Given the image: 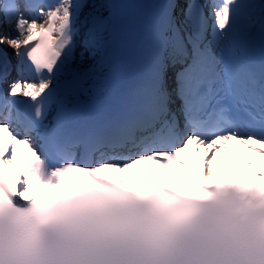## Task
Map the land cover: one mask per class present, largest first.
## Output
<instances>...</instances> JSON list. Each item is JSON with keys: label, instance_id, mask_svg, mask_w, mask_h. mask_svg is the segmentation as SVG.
I'll return each mask as SVG.
<instances>
[{"label": "bare ground", "instance_id": "bare-ground-1", "mask_svg": "<svg viewBox=\"0 0 264 264\" xmlns=\"http://www.w3.org/2000/svg\"><path fill=\"white\" fill-rule=\"evenodd\" d=\"M133 2H135L139 8H142L144 6L142 10H145V9L151 7L154 4L155 0H147V1H143V2H138L137 0H133ZM99 4H100V1H99ZM100 7L102 8L103 6L100 5ZM184 17H185L184 13L176 15V17H175L177 25H179L182 29L186 28V24L183 21ZM192 26L195 28V31L200 29V34H203V32H205L204 27L199 28L198 25L195 23H192ZM24 32H25L24 30H21L18 33H13L9 37L8 47L13 53H14L15 47L17 46V43L24 36ZM104 37H105V34H102V35H100L99 38H100V40H102V39H104ZM104 64H105L104 62L100 61V62L95 63L93 66L96 68H99L100 71H102V70H104V66H103ZM15 74H13V75H15ZM77 74H82L83 78H86L84 72L78 71ZM11 85L13 87L12 91H15V92L17 90H26L27 89V86L25 84L20 83V82H13ZM15 92L12 93L13 97L16 95ZM22 144H26V140L23 138H20V136L18 135L15 147L13 149H2V150H0V155L3 156L4 153H8L9 151H12V150L17 151V150L21 149ZM195 144H194V146L198 147L199 153L208 156L207 168L209 169L210 172L217 169L219 166H221L222 162H225L224 161L225 151L219 149L220 143H217L215 145V147L207 145V144L199 143V142H196ZM142 150H145L144 152H146L147 148H145L144 146H142L141 148H138L137 145H133L132 147L127 149V151L130 153V155L128 156L127 159L121 158L119 160L117 158L110 157L108 159V161L113 163V164H109V165H105V166L100 165V168H103L104 172L115 173L116 171H119L121 173L125 172L127 174H130V173H132L130 171V167L136 161V158L134 156L142 155L144 153V152H141ZM213 156L215 158H213ZM220 161H222V162H220ZM23 184H24V191L27 188H29L30 185H32V186H35V185L41 186L42 185L39 183V179H38L37 175H34L30 172L26 173L25 178L23 180Z\"/></svg>", "mask_w": 264, "mask_h": 264}, {"label": "rangeland", "instance_id": "rangeland-1", "mask_svg": "<svg viewBox=\"0 0 264 264\" xmlns=\"http://www.w3.org/2000/svg\"><path fill=\"white\" fill-rule=\"evenodd\" d=\"M187 12H188V10L184 9V7H180V8L178 9L177 15H179V14H181V13H184L185 15H187ZM185 24L187 25L188 23L185 22ZM143 151H144V150H142L141 152H143ZM213 158H215V157L213 156Z\"/></svg>", "mask_w": 264, "mask_h": 264}]
</instances>
